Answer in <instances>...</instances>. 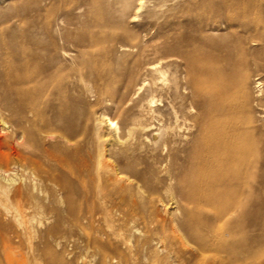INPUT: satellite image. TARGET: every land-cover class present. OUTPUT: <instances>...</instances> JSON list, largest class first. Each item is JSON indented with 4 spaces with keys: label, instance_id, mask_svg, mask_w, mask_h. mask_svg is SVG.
Wrapping results in <instances>:
<instances>
[{
    "label": "bare ground",
    "instance_id": "obj_1",
    "mask_svg": "<svg viewBox=\"0 0 264 264\" xmlns=\"http://www.w3.org/2000/svg\"><path fill=\"white\" fill-rule=\"evenodd\" d=\"M142 6L136 0L133 21ZM5 12L0 30L7 23L21 27V15ZM246 17L238 23L243 33L223 40L221 51L203 40L196 68L182 43L147 63L138 37H127L136 41L119 49L130 61L91 72L75 63L63 34L51 35L52 27L65 25L60 17L46 19L29 37L0 32V164L20 167L30 179L11 192L16 216L7 212L4 221L15 219L28 230L45 208L33 195H89L91 212L77 215L76 223L91 228L96 255L104 262L136 264L115 229L93 228L95 215H108L104 203L119 195L123 226L143 220L152 230L142 246L153 236L162 246L144 264H249L252 245L264 243V90L258 79L251 88V68L259 57L248 45H259L262 53L264 45L260 36L246 39ZM103 40L114 45L110 37ZM103 53L110 57L109 49ZM137 76L145 80L135 84ZM92 90L96 104L106 103L122 116L119 122L98 116L109 137L103 148L87 135L86 96ZM162 99L167 115L155 111ZM150 135L151 147L145 143ZM161 137H166L162 159L156 165L140 159L142 149L149 156L156 152ZM6 175L0 178L11 186L15 179ZM133 195H170L173 211L139 215ZM94 201L103 204L98 212ZM10 247L6 240L0 250L5 258Z\"/></svg>",
    "mask_w": 264,
    "mask_h": 264
},
{
    "label": "rangeland",
    "instance_id": "obj_2",
    "mask_svg": "<svg viewBox=\"0 0 264 264\" xmlns=\"http://www.w3.org/2000/svg\"><path fill=\"white\" fill-rule=\"evenodd\" d=\"M142 1V9L133 21L129 16L133 14L136 0H2L0 20L7 16L5 11H8L14 15H21L23 23L19 28L7 23L0 32L4 37L21 35L29 37L36 33L37 26L46 19L55 20L60 17L65 25L52 27L51 35L63 34L68 40L67 48L69 54L75 59V63L85 64L91 72L98 67L130 61L128 56H123V49H119V44L132 46V43L136 41L135 39L132 42L127 37H138L139 43L146 49L147 63L159 61L161 57L169 53L175 43H182L185 46L184 52L191 54L192 67L196 68L198 53L203 48V40L220 46L218 51H221L220 44L223 40L228 41L235 35L243 33L238 23L246 16L248 23L246 39L260 36L264 45V0ZM201 5L204 8L203 11L199 10ZM213 9L216 13L211 17L210 12ZM181 15L182 17L178 18ZM234 15L238 17L230 22L229 17ZM209 16L210 21H208ZM182 21L186 24L178 26V23ZM107 37L112 39L114 45L104 43L103 39ZM155 45L156 50L153 48ZM248 47L251 53L259 57L257 64L251 68L253 76L251 88L258 79L264 90V52L262 53L259 45L253 46L250 43ZM107 49L111 52L110 57H106L103 53ZM132 51L130 49L129 52ZM170 78V74H167L164 82L168 83ZM142 80H145L143 76H137L133 82L139 84ZM91 86L87 84V88ZM97 98L94 90L86 96L91 115L87 135L103 148L108 145L109 137L105 125L99 122L98 116L104 114L116 122H119L122 116L106 103L96 104ZM166 104L167 101L162 99L161 103L156 104L155 111L167 115L169 109ZM181 122L179 120V124ZM154 133L161 134V131L154 129ZM102 137L106 139L103 140ZM161 138L163 139L152 156L142 149L143 152L139 154L141 155L139 158L150 165H156L165 154L162 143L166 137ZM152 142L154 139L150 135L145 143L151 147ZM19 168L0 164V171L5 173H1L0 176L7 174L8 178L15 179V184L10 186L0 178V250L6 240L11 244L7 258L0 253V264H113L102 261L96 255L90 242L93 233L85 221L82 225L76 223L77 215L85 216L91 212L89 195H33L45 208L30 221L28 230H24L21 227L22 224L15 219L9 220L7 217L4 221L2 215L7 212L10 216H16L15 202L11 200V192L30 183L28 173ZM133 196L139 215L148 216L154 211L165 215V212L173 211L174 205L170 195ZM94 202L95 212H98V208L103 204ZM104 204L107 206L108 215L106 218L100 214L95 215L93 223L95 232L115 229L121 239L131 247V256L136 264L146 263L147 258L152 256L154 251L162 248L158 242V236H153V242L150 245L142 246V241L147 237L146 232L152 230V227L143 220L136 219L123 226L125 219L119 211L123 207L121 196L115 195L110 202ZM48 229L51 230L49 234ZM16 235L19 238H16ZM249 264H264V243L252 245Z\"/></svg>",
    "mask_w": 264,
    "mask_h": 264
}]
</instances>
